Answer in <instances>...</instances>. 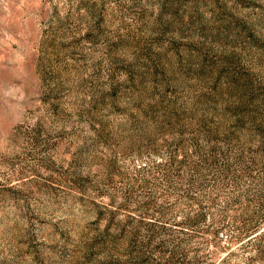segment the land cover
Returning <instances> with one entry per match:
<instances>
[{
	"label": "rangeland",
	"instance_id": "374dc122",
	"mask_svg": "<svg viewBox=\"0 0 264 264\" xmlns=\"http://www.w3.org/2000/svg\"><path fill=\"white\" fill-rule=\"evenodd\" d=\"M0 264H264V0H0Z\"/></svg>",
	"mask_w": 264,
	"mask_h": 264
}]
</instances>
